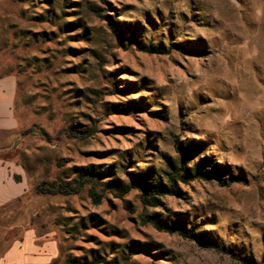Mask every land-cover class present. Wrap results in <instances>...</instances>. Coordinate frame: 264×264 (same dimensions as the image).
Masks as SVG:
<instances>
[{
	"label": "rangeland",
	"instance_id": "1",
	"mask_svg": "<svg viewBox=\"0 0 264 264\" xmlns=\"http://www.w3.org/2000/svg\"><path fill=\"white\" fill-rule=\"evenodd\" d=\"M151 44L182 49H138ZM4 76L18 125L0 132V160L23 193L0 207V257L37 234L57 247L48 264H264V0H0ZM177 138L189 168L208 157L222 180L179 184L156 207L136 189L118 197L132 182L168 186ZM91 166L99 202L91 184L36 191Z\"/></svg>",
	"mask_w": 264,
	"mask_h": 264
},
{
	"label": "trees",
	"instance_id": "2",
	"mask_svg": "<svg viewBox=\"0 0 264 264\" xmlns=\"http://www.w3.org/2000/svg\"><path fill=\"white\" fill-rule=\"evenodd\" d=\"M106 1V0H103ZM182 49L180 46L172 45V47L163 46H139L138 49L144 53L156 54V55H168L172 52L173 48ZM116 90V88H114ZM32 128L28 130V133L34 132ZM40 133L45 137H49L48 134L41 130ZM93 133L91 131H78L74 128L68 132V135L75 138L86 139ZM49 139V138H48ZM179 153V165L174 172L167 173L168 186L162 183H156L148 186L141 182H132L131 184L123 187L118 194V197H123L131 190L136 189L141 192L142 201L146 206L156 207L160 205V198L164 196H174L179 194V184H189L195 180L201 181H221L224 177V172L219 168L218 164L208 157L200 158V161L195 164L194 167L189 168L190 160L188 158V152L182 147L181 141L175 139ZM103 172L97 170L94 166L82 167L79 169L78 178L75 184L63 180H55L53 182H43L37 186L36 191L45 195H73L78 194L86 184H91L90 195L96 202L101 200V195L97 192V188L101 185L103 178ZM146 222L150 223L158 231L166 232L169 234H178L184 239H188L196 242L199 246L204 248H215L212 243L204 242L203 239L195 234L192 230L188 229L181 222L164 223L158 222L154 219H147ZM106 263L103 257L95 258L91 263L79 262L78 260H72L71 264H99Z\"/></svg>",
	"mask_w": 264,
	"mask_h": 264
},
{
	"label": "crops",
	"instance_id": "3",
	"mask_svg": "<svg viewBox=\"0 0 264 264\" xmlns=\"http://www.w3.org/2000/svg\"><path fill=\"white\" fill-rule=\"evenodd\" d=\"M16 83L8 76L0 77V132L13 130L18 123L14 114ZM8 166L0 160V207L23 193L18 189ZM37 234H24L1 257L0 264H48L57 254L52 242L36 243Z\"/></svg>",
	"mask_w": 264,
	"mask_h": 264
}]
</instances>
